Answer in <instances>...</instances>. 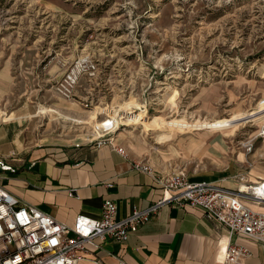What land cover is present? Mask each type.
I'll use <instances>...</instances> for the list:
<instances>
[{"label":"rangeland","instance_id":"1","mask_svg":"<svg viewBox=\"0 0 264 264\" xmlns=\"http://www.w3.org/2000/svg\"><path fill=\"white\" fill-rule=\"evenodd\" d=\"M84 55L98 76L66 100L56 84ZM8 115L61 143L124 125L160 169L264 175V0H0Z\"/></svg>","mask_w":264,"mask_h":264},{"label":"crops","instance_id":"2","mask_svg":"<svg viewBox=\"0 0 264 264\" xmlns=\"http://www.w3.org/2000/svg\"><path fill=\"white\" fill-rule=\"evenodd\" d=\"M38 115L30 112L28 117ZM1 119L0 159L15 168L1 174V183L61 222L73 224L78 214L101 218L102 204L108 198L117 203L118 216H126L135 206L146 208L165 194L152 175L133 168V160L142 154L123 132L115 134L114 145L123 146L128 157L108 142H86L77 147L29 134L25 118L11 120L8 115ZM91 120L95 117L88 122ZM94 126H98V119ZM147 162L164 175L175 168L160 169ZM187 173L192 181L229 177ZM253 177L264 179L261 173ZM223 183L235 186L228 178ZM228 236V228L207 218L202 208L173 203L133 230L127 241L107 239L101 247L89 245L91 253L79 264H225L218 248ZM232 240L250 249L252 255L246 264H264V243L243 234L234 235Z\"/></svg>","mask_w":264,"mask_h":264},{"label":"built area","instance_id":"3","mask_svg":"<svg viewBox=\"0 0 264 264\" xmlns=\"http://www.w3.org/2000/svg\"><path fill=\"white\" fill-rule=\"evenodd\" d=\"M97 76L98 62L89 55L81 56L58 80L56 91L62 98L72 100L84 77L92 80ZM114 123L94 126L96 136L87 143L108 142L128 157L123 146L114 145L115 134L124 125L116 130ZM80 145L76 143L77 147ZM133 168L152 175L164 189V196L146 208L135 206L130 214L122 217L118 216L117 203L108 198L102 204L101 218L78 214L73 224L61 222L36 205L21 200L0 181V264H79L91 253L89 245L98 248L107 239L125 242L133 230L173 203L200 207L207 218L228 228L229 236L218 248L225 264H246L252 255L247 246L232 240L234 235L243 234L264 243V210L254 208L264 207V179L254 182L240 174L234 177L235 186L230 187L223 183L227 178L192 181L183 168L160 174L144 160H133ZM7 171L14 172L15 168L0 159V180L1 174Z\"/></svg>","mask_w":264,"mask_h":264},{"label":"bare ground","instance_id":"4","mask_svg":"<svg viewBox=\"0 0 264 264\" xmlns=\"http://www.w3.org/2000/svg\"><path fill=\"white\" fill-rule=\"evenodd\" d=\"M121 122H123V120H122ZM259 179H260V178L253 180L252 178H250L249 180L254 181V182H257ZM256 207H257V206H256Z\"/></svg>","mask_w":264,"mask_h":264}]
</instances>
